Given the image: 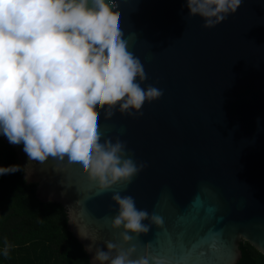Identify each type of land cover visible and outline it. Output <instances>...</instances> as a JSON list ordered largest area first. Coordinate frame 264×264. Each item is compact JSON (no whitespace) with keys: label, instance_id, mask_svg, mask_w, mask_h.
I'll return each mask as SVG.
<instances>
[{"label":"water","instance_id":"water-1","mask_svg":"<svg viewBox=\"0 0 264 264\" xmlns=\"http://www.w3.org/2000/svg\"><path fill=\"white\" fill-rule=\"evenodd\" d=\"M118 3L129 51L147 76L141 87L163 94L146 102L142 115L114 109L105 119L101 110V142L119 139L124 158L129 153L146 167L130 184L99 193L77 165L29 161L22 144L0 138L13 148L24 182H34L36 197L65 208L67 229L89 264L107 242L134 246L130 258L148 255L149 264H253L241 239L264 254V0H243L209 29L203 18L189 17L186 0ZM117 192L162 225L145 219L148 232L128 233L122 242L123 228L110 227Z\"/></svg>","mask_w":264,"mask_h":264},{"label":"clouds","instance_id":"clouds-1","mask_svg":"<svg viewBox=\"0 0 264 264\" xmlns=\"http://www.w3.org/2000/svg\"><path fill=\"white\" fill-rule=\"evenodd\" d=\"M242 2L186 0V6L189 17L203 18L202 27L209 29ZM118 8V0H0V134L9 144H22L29 161L77 165L99 193L130 184L146 167L129 153L124 158L126 145L119 139L101 142V110L105 119L114 109L142 115L143 105L163 94L152 85L141 87L147 76L129 51ZM21 170L0 166V175ZM111 200L118 213L110 227L123 228L122 242L130 240L128 233H147L145 219L162 225L159 216L138 210L132 196L117 192ZM106 248L96 250L95 264H149L148 255L130 258L134 246L123 250L107 242Z\"/></svg>","mask_w":264,"mask_h":264},{"label":"trees","instance_id":"trees-1","mask_svg":"<svg viewBox=\"0 0 264 264\" xmlns=\"http://www.w3.org/2000/svg\"><path fill=\"white\" fill-rule=\"evenodd\" d=\"M10 165L19 163L0 138V166ZM241 245L253 264H264L262 252L245 239ZM0 264H89L67 229L65 208L36 197L34 182H24L22 171L0 175Z\"/></svg>","mask_w":264,"mask_h":264}]
</instances>
